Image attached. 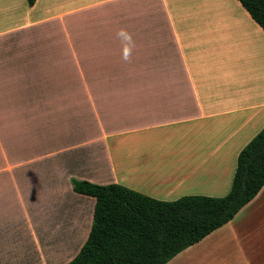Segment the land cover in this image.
<instances>
[{"label":"crops","instance_id":"0c3cea01","mask_svg":"<svg viewBox=\"0 0 264 264\" xmlns=\"http://www.w3.org/2000/svg\"><path fill=\"white\" fill-rule=\"evenodd\" d=\"M263 127L264 29L239 0H0V130L33 131L0 136V264L79 253L96 198L71 176L223 196ZM166 264H264V186Z\"/></svg>","mask_w":264,"mask_h":264},{"label":"trees","instance_id":"16d2710c","mask_svg":"<svg viewBox=\"0 0 264 264\" xmlns=\"http://www.w3.org/2000/svg\"><path fill=\"white\" fill-rule=\"evenodd\" d=\"M239 1L264 29V0ZM263 186L264 127L240 151L223 196L163 200L120 183L75 178L74 190L94 196L96 204L88 239L67 264H166L234 218Z\"/></svg>","mask_w":264,"mask_h":264},{"label":"rangeland","instance_id":"374dc122","mask_svg":"<svg viewBox=\"0 0 264 264\" xmlns=\"http://www.w3.org/2000/svg\"><path fill=\"white\" fill-rule=\"evenodd\" d=\"M23 117H24L25 120L28 121V123L25 122V125H27V124L31 125V124H32V121H33V120H32V114H29V115L25 114V115H23ZM43 118H44V116H41V120H42ZM45 118H46V116H45ZM45 118H44V119H45ZM23 129H24V127H23ZM20 132H23V134H22L21 136H18V137H17V134H16V131H15V130H11L10 128H8V129H1V130H0V136H1V139L3 140L5 146H8L10 143H12V144L16 143L17 138H18V139L20 138V140H21L22 138H23V140H29V141L32 140V134H33V131H32L31 129L28 130V134H27V131H20ZM7 148H9V147H7ZM29 151H30V150H29ZM42 151H44V149H43L42 147H39V148H36L35 153H37V152H42ZM29 153H33V152L30 151ZM51 165H52V167H55L56 172L59 171V169H58L59 166H57V165L54 164V163H51ZM36 169H39V168L37 167ZM61 170H62V169H61ZM75 178H76V177H74V176H71V178H70V186L72 187L73 190H74V187H73V179H75ZM76 179H78V178H76ZM43 186H44V185H43ZM213 196H214V195H213ZM57 197H59V195H57ZM62 197H64V195H63ZM59 203H61V202H57V205H58ZM79 207H80V206H79ZM93 222H94V217H91L90 220H89V223H90L89 228H90V229L92 228ZM87 239H88V237H86V240L84 241L83 244H85V242L87 241ZM73 258H74V257H73Z\"/></svg>","mask_w":264,"mask_h":264}]
</instances>
